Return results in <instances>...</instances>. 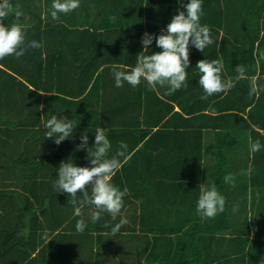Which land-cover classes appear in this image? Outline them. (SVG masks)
I'll list each match as a JSON object with an SVG mask.
<instances>
[{
  "label": "crops",
  "instance_id": "0c3cea01",
  "mask_svg": "<svg viewBox=\"0 0 264 264\" xmlns=\"http://www.w3.org/2000/svg\"><path fill=\"white\" fill-rule=\"evenodd\" d=\"M9 2L13 8L3 21L5 26L22 25L26 43L35 40L42 47L28 49L19 59L8 56L0 60V264H161L166 259L161 255L173 249V238L156 239L155 232L168 230L175 233L178 250L182 251L179 260L175 257L168 264H181L191 243L207 251L204 264H264V248H258L264 247L260 236H248L256 245L255 252L242 260L240 254L250 251V241L245 245L240 235L234 240L219 239L231 236L228 229L214 238L202 239L200 244L198 229H192L204 221L196 213V203L200 185L205 187L204 180L209 181L204 169L217 163L214 150L218 134L224 132L228 141L223 148L227 155L223 160L226 175L234 168H239V174L246 172L250 164L259 163L260 157H248L251 145L247 148L245 142L248 139L252 144L254 132L264 137V91L250 96V82L245 79L226 94L202 100L204 92L198 84L196 64L202 59L222 60L224 79L234 77L235 67L241 65L247 77L256 76L264 85V58L259 56L264 51V9L250 16L248 27L241 31L227 25L228 21L240 19L241 0H202L203 15L214 29L211 36L215 42L204 52L190 45L188 86L166 95V88L149 89L143 81L136 88L127 82L118 88L112 73L114 68L130 71L135 66L142 51L141 37L145 32L158 36L162 29L166 30L177 10H183L177 0H80V7L69 13L68 20L64 14L52 20L49 10L53 0ZM98 7V21L108 24L102 27L107 34L102 38H109L108 43L99 45L100 68L91 76L86 63L90 54L86 36L75 51L60 52L58 26L62 22L87 24L94 19ZM17 11L21 13L19 19ZM246 15L251 14L246 11ZM256 22L257 31L250 28ZM49 31L51 41L45 36ZM247 37L255 41L248 48L242 49L244 45L240 43L237 46V41ZM46 44L51 45L48 51L43 49ZM148 51L151 54L161 49L154 40ZM235 51L243 53V57L248 54L243 64ZM52 116L66 117L77 125L72 137L59 145L45 137V123ZM98 127L108 129L112 146L109 157L121 141L128 144L126 162L120 158L122 167L111 177L113 185L128 191L115 220L103 213L93 223L89 206L84 205L82 218L87 227L81 234L75 228L81 217L74 215L70 197L58 193L53 183L61 162L91 167L86 151L76 149L83 133L88 135L91 146ZM191 165H195L194 169H190ZM44 166L49 167L47 172ZM198 166L201 176L193 182L190 172L197 171ZM187 184L189 190H184ZM231 185L235 190L240 184L236 180L234 185L226 183L227 207ZM87 190L90 195L91 186ZM161 213L165 216L159 217ZM171 214L172 226L168 217ZM121 219L127 223L113 235L111 227ZM244 229L243 238L249 230ZM190 231L196 232L190 235L189 243ZM262 231L256 234L264 235ZM142 246L146 248L141 251L138 248ZM151 246L155 253L148 250Z\"/></svg>",
  "mask_w": 264,
  "mask_h": 264
},
{
  "label": "clouds",
  "instance_id": "9594fccd",
  "mask_svg": "<svg viewBox=\"0 0 264 264\" xmlns=\"http://www.w3.org/2000/svg\"><path fill=\"white\" fill-rule=\"evenodd\" d=\"M183 10H177L178 14L172 16L161 33L156 36L145 32L141 37L142 51L136 57V64L130 71L113 69V77L116 87H123L127 82L136 88L145 82L149 89L157 86L166 88V95H172L178 90L186 89L188 86L186 69L190 66L189 47L194 46L197 50H204L215 41L211 36L207 25L200 24L202 15V0H177ZM80 7V0H53L49 15L52 20H58L60 14H69ZM13 6L9 0H0V60L8 56L19 59L25 55L28 49L42 47L41 43L32 40L26 43L24 27L20 24H13L11 27L5 26L3 21L7 19ZM21 13L16 12L19 19ZM155 40V46L161 51L149 54V48ZM264 58V51L259 53ZM200 77L199 86L203 89L202 100L207 101L209 97L221 93L226 94L235 87L236 83L248 79L250 82L249 95L258 94L264 91V85L258 83L256 76L247 77L246 69L241 65L235 67L234 77L223 78L224 63L220 59H202L196 64ZM76 124L68 119H58L52 116L45 123L48 130L45 137L53 138L59 145L62 141L72 137ZM108 129L98 127L95 131L94 143L89 146V137L86 133L81 134V143L77 145V151H86L87 159L91 167H79L73 162H61L58 167L57 179L53 183V188L58 193H65L70 197V203L74 207V215L81 217L75 225L78 233H83L87 224L82 218V207L89 206V215L93 223L102 218L103 213L111 215L115 220L123 207V198L127 195V189L120 190L119 187L111 183V177L122 167L120 158L127 160L128 144L121 141L114 155L109 157L111 143L108 139ZM261 144L255 141L251 144L250 152L260 151ZM251 167L243 172L250 175ZM225 183L235 182L234 174L224 177ZM91 186L89 195L88 187ZM79 194V195H78ZM226 199L221 195L215 186L211 188L201 186L200 195L196 203V213L202 220L214 219L218 214L225 211ZM79 205V206H77ZM233 213L238 211L234 206ZM127 223L126 219H121L111 227V233L115 235L122 226ZM105 228L109 227L105 223Z\"/></svg>",
  "mask_w": 264,
  "mask_h": 264
},
{
  "label": "trees",
  "instance_id": "16d2710c",
  "mask_svg": "<svg viewBox=\"0 0 264 264\" xmlns=\"http://www.w3.org/2000/svg\"><path fill=\"white\" fill-rule=\"evenodd\" d=\"M246 1H250V0H241L240 2V7L241 10H239V17L240 19H236L235 23H231L230 21L227 22V25L230 26H236L238 27L241 31H243L246 27H248L249 24H247V21H249V17L250 16H254V15H259L260 13H262V10L264 9V0H254L252 3L250 2H246ZM97 5V3H96ZM204 11V8H202ZM238 11V9L236 10ZM246 11L247 13L251 14V15H246ZM74 12V11H73ZM100 16V8H97V12L96 15L94 17V19L90 20V22H87V24H74L76 27H73L72 23H59L58 29L59 32L61 34L60 38H61V46H60V52H67L70 51L71 49H73L74 51L81 46V40L83 36H86V48L89 49L90 54L87 56L86 58V63L90 65V70H87L88 73L91 72V76L94 73V71L98 70L100 68V61H99V57H98V52H99V45H101L102 43H108V39L109 37H105L106 40H104L102 38V36L107 35L106 31L103 30L102 27H106L108 24H104L98 21V17ZM200 24L201 25H207L206 23V17H204L203 12L202 15L200 17ZM79 27V28H78ZM210 29V32L214 31V29L211 30L210 26H208ZM109 29V31H112L111 28L107 27ZM250 28L254 29L255 31H257V29L259 28V24L256 23H251L250 24ZM52 34V31L46 32L45 36L47 37V41H51L50 39H48V36ZM109 35V33H108ZM258 36V33H257ZM40 41V40H39ZM251 41H255V39H251L249 40L247 37V40H240L237 41V46L240 43V45H244V44H248L247 47L248 48L251 43ZM262 45H264V40L262 41ZM49 46H51L50 44H46L45 47L43 49H46L48 51ZM226 47V46H224ZM238 55H239V61H241L240 63L243 64V61L245 58L247 59V53L245 54L246 56L243 57V53L237 52L235 51ZM55 53V52H53ZM120 58V57H119ZM120 60V59H119ZM119 63V62H118ZM93 65V66H92ZM81 74L84 73V71H80L78 70ZM85 75V74H84ZM253 139H252V143L255 141H259L261 144V149L258 152L253 153V155H249L248 157L253 158V159H257L260 157L261 161L259 163L255 162L253 164H250L249 167H251L252 172L250 174V185H252L255 188H259V187H264V137L256 134L255 132L253 133ZM218 138H217V150H214L215 155L217 156V163L215 165L212 166H207L204 169L205 174L207 175L209 182L205 183L207 186V188H211L213 186H215V188L217 189V191L223 195L226 199V204H225V211L221 214H218L214 219H207L204 220L201 224H194V227H192V229H198V231L196 233H198V237L200 239H198V243H202V239L203 241L211 239L216 237V233H222L224 231H227L228 229L231 230V236L226 237V236H220L219 239L221 238V240H234V237L237 235L242 236L243 233H239L236 229V227H233L230 223H229V217H228V207H227V194H226V190H225V185L226 183L224 182V177L227 174L226 172V166H224V161L227 159V155L225 154L226 152L223 150L224 147L228 146V141L227 136L224 135V132L218 134ZM256 136H258V138H256ZM230 136H228L229 139ZM198 161V165L200 163V161L198 159H195ZM195 165H191L190 169H194ZM237 167V166H236ZM49 167L44 166V172H47L49 169ZM207 169V170H206ZM197 171H193L190 172L193 177H192V181L194 182L195 179L201 176L202 169L200 168V166H198L196 168ZM235 171L238 173L239 168H235ZM259 175H262V179L258 180ZM238 180V179H236ZM51 182V181H50ZM50 182L46 183V185L50 186ZM190 185L187 184L184 188V190H189ZM194 231H190L188 232V236H187V241H189V237L190 235H194L195 233ZM201 234V235H200ZM248 234V233H247ZM246 234V235H247ZM240 239H242L243 241H245V245L249 242L248 246L250 251L247 253H243L240 254L242 256V260H244L245 257L248 256H252L253 253L255 252L254 247L256 245H253V242L250 240V238L248 236H246L245 238L240 237ZM235 237V238H236ZM248 237V238H247ZM259 249L264 248L263 246H258ZM244 250V249H243ZM207 251L203 250L202 248H198L196 245L194 244H190V247L188 248V253L186 256L183 257V260L181 262V264H204L203 262V258L206 256ZM239 254V253H238ZM144 264H149L148 261H146Z\"/></svg>",
  "mask_w": 264,
  "mask_h": 264
},
{
  "label": "rangeland",
  "instance_id": "374dc122",
  "mask_svg": "<svg viewBox=\"0 0 264 264\" xmlns=\"http://www.w3.org/2000/svg\"><path fill=\"white\" fill-rule=\"evenodd\" d=\"M68 15L69 14H67V15L64 14V17L67 18V20L69 19ZM75 19H77V17ZM78 21H80V20L78 19ZM70 23H72L73 25L74 24H81L80 22H76V23L70 22ZM66 24H68V23H66ZM247 46H248V44H244V46H242V49L247 47ZM245 145L248 148V146L251 145V142L249 144V140L246 139ZM250 153H248L247 155H250ZM234 167H236V166H234ZM242 173H240V174L237 173L235 171V168H234V170L230 171V173H229V174H234L235 180L238 179V180H236V182L238 184H240L238 186V188H235V190L233 189L232 185L230 186V188L232 190V194H231L230 200H229V206L230 207L228 206L229 222H232L233 223L232 225L237 227L239 233L245 232L243 230H245L244 228L247 227L249 230H248V234L246 236H249L250 238L260 236L261 237L260 239H263L264 235H258L256 233L258 231H262V230L264 231V215H262V210L264 211V205H262V204H264V187L255 188V187L251 186L249 183V175H244ZM261 179H262V175H259L258 180H261ZM240 181H241V183H240ZM207 182H209V181L204 180V184ZM201 186L202 185H200V187ZM206 186L207 185L205 184V187ZM234 206L238 207V211H236L235 213H233V211H232ZM244 212L247 215L246 216L247 219H244L245 218ZM158 216L164 217L165 215L161 213ZM168 217H169V223L172 226L173 215L172 214L168 215ZM263 231H262V233H263ZM155 234L157 236L156 239H158L160 236H163L166 238H173L172 239V244L174 245V246H172L173 249L171 250V252L166 251L164 254L161 255L162 258H166L165 260H163L161 262V264H168V262L171 261L170 259H175V257L179 260V258L181 257L180 253L182 251L178 250V246H177L178 242L176 241L175 233L168 230L166 232L156 231ZM175 241H176V243H175ZM145 248L146 247L142 246L141 248H138V249L142 251ZM148 250L149 251L151 250L152 253H155V248H152V246L150 248H148ZM142 258H144V256L143 257L141 256V261H142Z\"/></svg>",
  "mask_w": 264,
  "mask_h": 264
}]
</instances>
